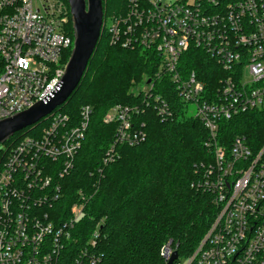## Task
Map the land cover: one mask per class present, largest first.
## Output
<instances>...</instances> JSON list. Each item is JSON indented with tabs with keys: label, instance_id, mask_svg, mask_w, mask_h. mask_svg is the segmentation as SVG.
<instances>
[{
	"label": "built area",
	"instance_id": "built-area-1",
	"mask_svg": "<svg viewBox=\"0 0 264 264\" xmlns=\"http://www.w3.org/2000/svg\"><path fill=\"white\" fill-rule=\"evenodd\" d=\"M69 16L63 0H0V120L30 109L60 84L74 42ZM108 19L101 34L109 44L138 50L156 69L139 83L143 89L131 94L169 118L170 106L152 91L167 80L208 132L205 147L213 160L197 170L199 187L211 193L217 213L192 255L175 263L264 264V141L257 147L243 137L227 147L217 141L221 121L264 111V0H128L124 14ZM191 53L215 62L220 73L215 88L185 68L195 57ZM56 109L39 121L46 126L38 135L23 138L0 157V264L101 260L94 252L97 228L89 249H69L84 195L79 192L66 214L55 211L64 196L59 180L73 169L92 108L82 106L75 120ZM138 110L116 105L105 116V123L118 126L104 164L115 160L116 145L144 141V132L133 125ZM167 248L162 255L168 259Z\"/></svg>",
	"mask_w": 264,
	"mask_h": 264
},
{
	"label": "trees",
	"instance_id": "trees-1",
	"mask_svg": "<svg viewBox=\"0 0 264 264\" xmlns=\"http://www.w3.org/2000/svg\"><path fill=\"white\" fill-rule=\"evenodd\" d=\"M69 9L67 0H63ZM103 18L122 15L128 0H102ZM144 1V0H140ZM68 30L71 32L69 16ZM184 63L207 87L215 88V62L205 54L191 53ZM198 57V58H197ZM156 69L136 49L109 44L100 34L84 75L68 100L56 109L77 119L79 109L90 105L92 116L71 172L59 180L64 196L55 211L66 214L85 197L83 216L71 231L69 249L88 248L97 228L98 264H167L163 247L176 250L182 260L194 252L216 216L213 196L199 187L202 173L197 166L211 163L205 147L208 132L202 123L187 115L186 106L167 80L156 82L153 94L164 99L172 116L162 118L142 96L129 91L141 77H152ZM116 105L138 106L133 125L145 134L132 147L116 145V158L104 164L114 145L117 123L104 118ZM46 120L15 134L0 148V157L27 136L38 135ZM245 137L251 147L264 141V111H252L221 121L219 143L229 146ZM174 264H176L174 262Z\"/></svg>",
	"mask_w": 264,
	"mask_h": 264
},
{
	"label": "water",
	"instance_id": "water-1",
	"mask_svg": "<svg viewBox=\"0 0 264 264\" xmlns=\"http://www.w3.org/2000/svg\"><path fill=\"white\" fill-rule=\"evenodd\" d=\"M73 32V49L60 84L46 99L30 109L0 120V146L15 134L29 128L63 105L79 85L100 38L103 22L102 0H67ZM168 246L167 252L170 250ZM178 253L173 250L167 264H174Z\"/></svg>",
	"mask_w": 264,
	"mask_h": 264
},
{
	"label": "rangeland",
	"instance_id": "rangeland-1",
	"mask_svg": "<svg viewBox=\"0 0 264 264\" xmlns=\"http://www.w3.org/2000/svg\"><path fill=\"white\" fill-rule=\"evenodd\" d=\"M165 1H168V0H165ZM170 1V0H169ZM103 12H104V10H103ZM105 16L106 17H104L103 18V21H106L107 23H108V18H111L112 17V15H106L105 14ZM144 77H145V75L144 76H142L141 77V80L137 83V86H135V87H133V88H130L129 89V91H131V89H132V92H134V93H137V92H139L140 90H142L143 89V86L142 85H139V83L141 84L142 83V80L144 79ZM188 108H189V111L187 112V115H189V116H193V115H195V111H194V108H193V106L192 105H190V106H188ZM243 138H245V137H243ZM247 140V139H246ZM218 145H221L220 143H219V138H218ZM224 146V145H223ZM225 147H227V145L225 146ZM168 247V246H167ZM170 247V246H169ZM163 248H166V247H163ZM163 250V249H162ZM173 251V250H172ZM167 259V258H166ZM168 260V259H167ZM181 261H184V259H182Z\"/></svg>",
	"mask_w": 264,
	"mask_h": 264
}]
</instances>
